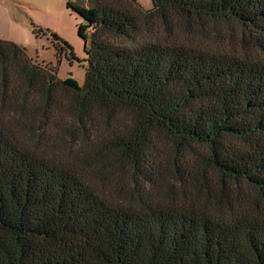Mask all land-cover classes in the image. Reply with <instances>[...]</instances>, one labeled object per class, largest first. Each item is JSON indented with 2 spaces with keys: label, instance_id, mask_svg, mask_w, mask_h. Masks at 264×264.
Instances as JSON below:
<instances>
[{
  "label": "trees",
  "instance_id": "16d2710c",
  "mask_svg": "<svg viewBox=\"0 0 264 264\" xmlns=\"http://www.w3.org/2000/svg\"><path fill=\"white\" fill-rule=\"evenodd\" d=\"M87 1L0 39V264H264V0Z\"/></svg>",
  "mask_w": 264,
  "mask_h": 264
},
{
  "label": "rangeland",
  "instance_id": "374dc122",
  "mask_svg": "<svg viewBox=\"0 0 264 264\" xmlns=\"http://www.w3.org/2000/svg\"><path fill=\"white\" fill-rule=\"evenodd\" d=\"M146 10L153 8L152 0H137ZM87 0H0V36L24 46L30 57L39 62L57 66L52 42L36 38L32 24L48 28L65 39L75 50L77 57H89L90 18L83 11L91 9ZM61 80L75 79L80 85L85 82V67L77 62L70 64L61 58L58 66Z\"/></svg>",
  "mask_w": 264,
  "mask_h": 264
},
{
  "label": "crops",
  "instance_id": "0c3cea01",
  "mask_svg": "<svg viewBox=\"0 0 264 264\" xmlns=\"http://www.w3.org/2000/svg\"><path fill=\"white\" fill-rule=\"evenodd\" d=\"M0 39L1 40H6V38H4L3 36H0ZM6 41H10V40H6ZM11 42H14V41H11Z\"/></svg>",
  "mask_w": 264,
  "mask_h": 264
}]
</instances>
